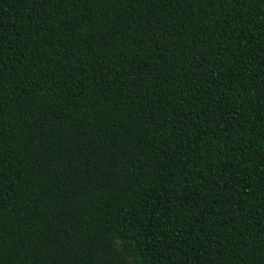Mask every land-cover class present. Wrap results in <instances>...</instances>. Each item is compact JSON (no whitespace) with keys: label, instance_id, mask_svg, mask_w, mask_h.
I'll return each mask as SVG.
<instances>
[{"label":"trees","instance_id":"16d2710c","mask_svg":"<svg viewBox=\"0 0 264 264\" xmlns=\"http://www.w3.org/2000/svg\"><path fill=\"white\" fill-rule=\"evenodd\" d=\"M0 264H264V0H0Z\"/></svg>","mask_w":264,"mask_h":264}]
</instances>
